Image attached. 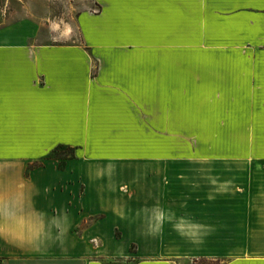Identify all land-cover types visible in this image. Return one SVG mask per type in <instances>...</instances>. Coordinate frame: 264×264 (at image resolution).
<instances>
[{
  "label": "crops",
  "instance_id": "1",
  "mask_svg": "<svg viewBox=\"0 0 264 264\" xmlns=\"http://www.w3.org/2000/svg\"><path fill=\"white\" fill-rule=\"evenodd\" d=\"M79 1L0 20V264H264V0Z\"/></svg>",
  "mask_w": 264,
  "mask_h": 264
},
{
  "label": "rangeland",
  "instance_id": "2",
  "mask_svg": "<svg viewBox=\"0 0 264 264\" xmlns=\"http://www.w3.org/2000/svg\"><path fill=\"white\" fill-rule=\"evenodd\" d=\"M77 2V3H76ZM82 8V4L79 0H0V20L3 16H19L24 14H31L32 16L46 19V21H54L61 25V21L66 17L68 11H76ZM55 25V24H54ZM57 25V24H56ZM45 27V25H42ZM47 27V26H46ZM68 27V26H67ZM69 28V27H68ZM260 90L261 88H256ZM256 99H261V96L256 95ZM264 108V101H256L251 108V111H256V114H261ZM225 113V112H224ZM225 115V114H223ZM220 121V122H219ZM220 126L217 128L207 127L205 130L214 131L217 133H207V134H192L186 136H175L176 151L175 157H215L216 148H226V144H229L232 139L234 141H246V135H231L229 132V122L230 119L222 118L218 119ZM245 122V121H244ZM261 122V121H260ZM252 138V136H249ZM59 151L62 153L61 156H67L72 153L71 149L68 147H61ZM225 153H230V151H222ZM220 153V151H219ZM52 155V152L50 153ZM40 160L35 161L34 164L39 163ZM199 258H193L188 260L186 264H213L210 261L204 262ZM206 258H218L220 264L224 263L225 258L221 257H206Z\"/></svg>",
  "mask_w": 264,
  "mask_h": 264
},
{
  "label": "trees",
  "instance_id": "3",
  "mask_svg": "<svg viewBox=\"0 0 264 264\" xmlns=\"http://www.w3.org/2000/svg\"><path fill=\"white\" fill-rule=\"evenodd\" d=\"M61 147H63V146H58V147H56L53 151H52V155H55L56 157H59V158H64V156H61V152L59 151V149L61 148ZM71 149V148H70ZM51 155V154H50ZM202 261H204V262H207L208 263V261H210L211 263H213V264H220V260L218 259V258H211V259H209V258H206V257H201L200 258ZM223 264V263H222Z\"/></svg>",
  "mask_w": 264,
  "mask_h": 264
}]
</instances>
